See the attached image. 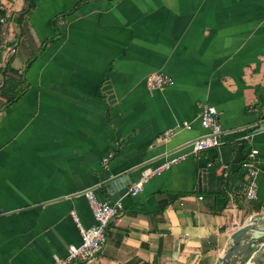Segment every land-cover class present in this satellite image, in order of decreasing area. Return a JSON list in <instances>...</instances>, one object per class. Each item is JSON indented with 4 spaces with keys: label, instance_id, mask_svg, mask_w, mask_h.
I'll list each match as a JSON object with an SVG mask.
<instances>
[{
    "label": "crops",
    "instance_id": "crops-1",
    "mask_svg": "<svg viewBox=\"0 0 264 264\" xmlns=\"http://www.w3.org/2000/svg\"><path fill=\"white\" fill-rule=\"evenodd\" d=\"M4 4L0 264L66 256L81 241L71 211L84 227L94 222L86 191L122 205L96 256L103 264H215L237 227L264 217V0ZM156 72L172 82L149 88ZM205 104L217 109L220 145L152 176L136 195L105 187L124 173L131 185L188 150L208 132L198 116ZM165 129L175 131L161 141ZM252 149L257 197L249 201ZM227 174L232 190L220 208ZM258 257L264 264V250Z\"/></svg>",
    "mask_w": 264,
    "mask_h": 264
},
{
    "label": "built area",
    "instance_id": "built-area-1",
    "mask_svg": "<svg viewBox=\"0 0 264 264\" xmlns=\"http://www.w3.org/2000/svg\"><path fill=\"white\" fill-rule=\"evenodd\" d=\"M6 17L7 9L4 0H0V32L6 24ZM171 82L172 77L161 72L149 74L146 78V84L151 89L163 87ZM198 116L200 125L207 129L208 132L190 141L188 143V150L172 153L154 167L144 169L140 177L129 185L126 190L127 194L136 195L152 176L170 168L172 165L184 160L189 155H196L200 151L218 146L222 143V127L219 122L217 109L213 105L205 104L201 107ZM179 127L190 129L191 125L188 122H183ZM174 131L175 130L173 129H165L158 135V139L161 141H167ZM255 154L256 150H250L248 153V159L244 163V166H248L244 197L249 201H252L257 197L255 181L256 171L255 168L250 165V160ZM108 158L109 157L104 158L103 162L106 163ZM85 195L94 222L88 227L82 226L76 218L75 211L72 210L71 215L77 223L81 241L78 245H71L67 250L66 256L60 257L55 255L49 264H71L79 259H90L94 260L96 264H103L96 259V256L100 252L105 241V230L109 221L122 206L121 201L117 200L114 202H108L106 200H99L92 191H86Z\"/></svg>",
    "mask_w": 264,
    "mask_h": 264
},
{
    "label": "water",
    "instance_id": "water-1",
    "mask_svg": "<svg viewBox=\"0 0 264 264\" xmlns=\"http://www.w3.org/2000/svg\"><path fill=\"white\" fill-rule=\"evenodd\" d=\"M260 129H264V122L257 130ZM127 174L124 173L106 181L105 187L109 190L113 185H120L119 190L124 189L129 186ZM263 250L264 217L258 214L251 215L231 234L226 248L215 264H256L259 260L258 256Z\"/></svg>",
    "mask_w": 264,
    "mask_h": 264
},
{
    "label": "trees",
    "instance_id": "trees-1",
    "mask_svg": "<svg viewBox=\"0 0 264 264\" xmlns=\"http://www.w3.org/2000/svg\"><path fill=\"white\" fill-rule=\"evenodd\" d=\"M9 71H11L12 73H16L15 69H11L10 67L8 68ZM21 94V92L19 93H16L12 96H10L6 102H12L13 100H15L19 95ZM232 188H231V183L229 182V177H228V174H227V177L225 178V181H224V187L223 189L217 193V196H219L220 198H222L223 202H222V205L220 208H224L225 205H226V201H227V194L228 192H231ZM244 193H245V185L243 187V191H242V195L244 196Z\"/></svg>",
    "mask_w": 264,
    "mask_h": 264
}]
</instances>
